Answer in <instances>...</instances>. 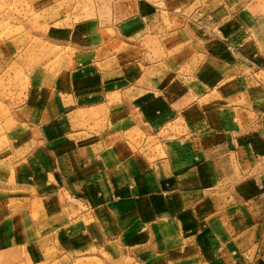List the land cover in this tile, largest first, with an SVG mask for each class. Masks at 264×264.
<instances>
[{"label": "crops", "instance_id": "obj_1", "mask_svg": "<svg viewBox=\"0 0 264 264\" xmlns=\"http://www.w3.org/2000/svg\"><path fill=\"white\" fill-rule=\"evenodd\" d=\"M58 10L0 43V264H264V0Z\"/></svg>", "mask_w": 264, "mask_h": 264}, {"label": "rangeland", "instance_id": "obj_2", "mask_svg": "<svg viewBox=\"0 0 264 264\" xmlns=\"http://www.w3.org/2000/svg\"><path fill=\"white\" fill-rule=\"evenodd\" d=\"M61 1V3H59ZM74 0H0V43L14 39L20 41L24 46L33 45L35 57L39 59L25 62H40L43 51L44 39L42 37L44 30L51 22L58 23V17L55 15L61 9L62 12L72 9ZM90 0H82L89 2ZM83 14V13H82ZM86 11L84 16H88ZM56 16V17H55ZM58 47L50 51L58 52ZM49 51V52H50ZM20 61H24L22 58ZM33 64L19 66L17 74V84L19 90L18 100L23 94L26 86V74L33 68ZM1 108V107H0ZM3 111H0V118Z\"/></svg>", "mask_w": 264, "mask_h": 264}, {"label": "built area", "instance_id": "obj_3", "mask_svg": "<svg viewBox=\"0 0 264 264\" xmlns=\"http://www.w3.org/2000/svg\"><path fill=\"white\" fill-rule=\"evenodd\" d=\"M257 160H258V162L259 163H262L263 164V166H264V155H257ZM246 258H249V255H246L245 256Z\"/></svg>", "mask_w": 264, "mask_h": 264}]
</instances>
